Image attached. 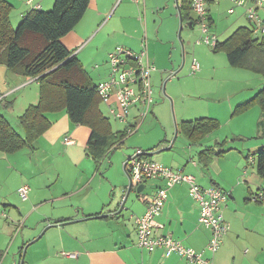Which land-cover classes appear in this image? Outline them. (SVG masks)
<instances>
[{"label": "crops", "instance_id": "1", "mask_svg": "<svg viewBox=\"0 0 264 264\" xmlns=\"http://www.w3.org/2000/svg\"><path fill=\"white\" fill-rule=\"evenodd\" d=\"M8 1L13 5L10 17L13 27L29 10L49 9L55 2L34 0L29 4L27 0ZM122 1L90 0L83 18L62 38L63 43L69 50L74 51L89 76L98 84L108 77L109 53L117 45L140 50L144 36L147 35L149 55L156 66L152 72L153 85L155 74L162 75L168 71L169 60L162 46L171 42L172 35L177 31L179 35L181 5L184 0L176 1L177 25L174 26L173 23L170 27H165L163 34L160 30H149L147 26L148 15L154 14L153 5H160L162 0H132L136 5L126 2L117 11L116 8ZM37 5L39 7H35ZM222 5L233 17L229 19V27L225 30L227 36L222 41L218 36L219 42L227 40L240 27L252 28L246 8L236 6L230 0L209 5V15L214 25ZM129 6L133 9L130 10ZM233 8L234 11L229 12ZM191 17H196L193 10ZM184 24L190 28L195 27L190 22H183L182 30ZM253 37L264 39V35L255 33ZM162 39L167 42L163 44ZM91 59H99L101 62H96V66ZM215 81L218 85L210 91V97L223 102L217 105H223L225 115H231L238 105L252 99L264 87V80L257 86L247 76L242 75L218 77ZM39 100L40 82L36 78L22 76L0 65V115L22 137L26 134L20 116L27 108L38 104ZM156 102L154 97V103ZM97 107L98 114L101 112L104 117L109 118L114 133L125 131L126 125L122 130L113 129L109 117L111 115L104 102L100 100ZM254 109L253 106L239 114L244 120L240 130H233L225 136L219 133L223 127L218 119L221 112L217 109L214 114L203 117L218 119L219 128L198 141H192L182 132L181 124L187 120L185 119L175 124L178 134L170 149L165 148L169 147L173 139L154 141L149 140L146 134L135 143L136 149H165L149 157L183 169L184 172L192 174L202 186L216 185L228 192L223 203V212L230 224V230L223 237L221 248L216 253L208 250L211 231L200 222V207L190 196L187 183L168 188L167 200L157 217L162 224L161 233L180 239L185 245L201 252L213 264H264V200L256 199V194L264 187V179L257 173L255 162L251 161L256 152L264 149V126L260 123L263 118L262 109L258 111L255 124L248 123L246 116L249 112L257 111ZM152 113L153 111L150 115ZM137 114L138 108L134 105L130 122H134ZM45 115L49 127L34 141L13 152L0 150V264H21L23 257V264H195L177 254L167 256L162 249L147 251L138 245L135 218L146 211L157 188L164 185L162 179L144 180L134 185L125 208L120 212L130 176L125 164L126 174L122 177H109L110 172L106 177H99L98 173L108 159L114 158L120 164L127 161V156L132 153L131 148L114 151L123 148L130 135L123 144L114 146L98 162L88 153L92 130L90 125L73 123L64 106L47 110ZM19 126L23 132H20ZM246 131H254L252 138H247ZM181 135L184 139L181 137L177 144ZM67 137L72 141L66 142ZM44 165L48 171L47 179L44 184L38 185V172ZM69 169H74L71 177L67 176ZM60 180H63L62 190L49 192V195L41 193L40 188L49 187ZM96 180L98 182L93 186ZM24 183H29L32 188L29 198L22 200L24 203L18 206L14 203L17 194L19 195L18 188ZM29 223L35 226L23 230ZM45 236V242L38 245L26 260L29 252L27 248Z\"/></svg>", "mask_w": 264, "mask_h": 264}, {"label": "trees", "instance_id": "2", "mask_svg": "<svg viewBox=\"0 0 264 264\" xmlns=\"http://www.w3.org/2000/svg\"><path fill=\"white\" fill-rule=\"evenodd\" d=\"M89 3L90 0H55L50 10H29L15 29L10 18L13 5L8 0H0V65L40 82L39 103L27 108L20 116L25 137L0 115V150L13 152L34 141L49 127L45 111L62 106L73 123L91 126L88 153L98 162L129 136L126 129L114 133L109 118L101 112L98 114L101 98L97 84L62 40L83 18ZM191 10V0H184L182 21L190 22L194 27L196 17H191ZM210 20L213 25L212 18ZM253 34L252 28L240 27L213 50L224 52L231 66L264 75V39L253 37ZM255 105L262 109L260 123L264 126V87L252 99L238 105L233 113L241 114ZM219 126L218 119L202 117L183 121L181 129L192 141H198ZM145 151V156L149 157L151 150ZM254 157L257 173L264 179V149L256 152ZM261 189L264 192V188ZM259 191L256 194L258 200Z\"/></svg>", "mask_w": 264, "mask_h": 264}, {"label": "built area", "instance_id": "3", "mask_svg": "<svg viewBox=\"0 0 264 264\" xmlns=\"http://www.w3.org/2000/svg\"><path fill=\"white\" fill-rule=\"evenodd\" d=\"M34 0H27L29 4ZM138 2L139 0H135ZM222 0H191L192 10L196 13L195 24L201 30V37L197 43L204 42L215 48L219 43L218 35L212 32L208 7L212 3ZM236 6H244L246 15L252 24L255 34L264 35V0H230ZM39 7V5L35 6ZM230 9L229 12H233ZM110 67L107 79L97 84V92L114 119L126 124L129 135L137 132L142 122L150 115L154 105V89L152 85V72L156 69L151 61L147 35L144 36L143 46L140 50H133L124 45H117L108 55ZM98 66V65H96ZM201 64L193 58L190 64L191 73L200 71ZM171 75L173 72L170 73ZM137 106L138 114L134 122H130L133 106ZM71 142L70 138L65 139ZM145 150L136 149L125 162V167L130 174L134 185L146 179L160 178L164 185L157 188L149 202L146 211L135 218L138 245L147 251L162 249L165 255L177 254L191 263L213 264L196 249L185 245L180 239L171 234L161 233L162 224L157 220L167 200L169 187L176 184L187 183L190 196L199 204L201 223L211 231L208 250L216 253L222 245L223 237L229 232L230 224L225 219L223 203L228 197V192L216 185L202 186L195 177L184 172L183 169L174 168L145 156ZM255 162V157H251ZM264 188V187H263ZM31 191L28 183L18 188L22 200H27ZM260 199H264L261 189ZM257 199V198H256ZM64 254H69L64 252Z\"/></svg>", "mask_w": 264, "mask_h": 264}, {"label": "rangeland", "instance_id": "4", "mask_svg": "<svg viewBox=\"0 0 264 264\" xmlns=\"http://www.w3.org/2000/svg\"><path fill=\"white\" fill-rule=\"evenodd\" d=\"M126 2L136 5L132 0H123L120 5L117 6L116 10L118 11V9L123 7L124 3ZM53 5L49 9L44 10L52 9ZM148 8L150 10V5H148ZM129 9L131 10L133 7L129 6ZM152 11L154 14L152 16L148 15L147 17V26L149 30H160V32L163 34L165 27H170L173 23L174 26L177 25V20L175 18H178L176 0H162L160 5H153ZM232 17L233 15H229L227 10L224 8V5H222L219 13L215 17V25L213 24L211 29L212 32H215L219 36L220 41L224 40L227 36L225 35V30L228 29L229 19ZM20 22L15 25V29L19 26ZM172 36L173 40L171 42H167L166 40L162 39L163 44L167 42L164 46H162V49L164 50L166 58L169 60V68L168 71L164 72L162 75L155 74L153 77V89L155 91L154 97L157 100V102L153 105V113L142 122L137 132L131 134L128 137L126 140V145L123 148L116 149L114 152L131 148L130 152L133 153V151L137 148L135 143H137L140 138H144L145 134L148 136L149 140L155 141L163 140L165 138L172 140L174 139L173 137H175V124H179L185 119L189 120L203 116H209V114H214V112L218 111L217 109H220L221 112L218 119L222 122L223 129L219 131L222 136L231 134L233 130H240V125L244 122L243 118L239 117V114H234V110L232 111L231 115H227V113L226 115L223 114V105H217L218 103L223 104V102L218 101L216 98H211L210 96L212 95H210V91L218 85V83L215 81L218 77L236 75L247 76V78L252 83L260 86L261 81L264 80V76L254 73L250 70L235 68L229 64L227 56L224 52H215L211 46L204 42L197 43V40L201 37V30L198 25H195L194 28H190L187 24H184L181 37H179L178 31ZM193 58H196L201 64L200 71L196 73H191L190 70V64ZM91 60H94L93 64L96 62H101L99 59ZM171 72H173L172 75L170 74ZM165 83L166 85L164 92L163 86ZM254 107V110L257 111L249 112L246 116L248 118V123L255 124L257 116H259L258 111L261 109L260 106L259 108L257 105ZM106 113L107 112H105V114ZM109 117L111 118L113 129L115 131L122 130L125 127L126 124L114 119L111 116ZM224 117L226 118L223 119ZM227 119L228 121L226 122L225 120ZM229 122H231V124H228ZM19 130L20 132H23L20 126ZM246 132H248L247 138H252L251 136H253L252 134L254 131ZM181 137L184 139V136L181 135L177 141V144H179ZM236 143L241 142L236 141ZM132 153H130L128 156H130ZM124 164V162L121 164L115 162L114 158L108 159L102 166V169L98 175L99 177H106V174L110 172L108 175L109 177L114 179L120 178L124 173L126 174ZM38 173V185H42L46 181L48 175L45 165L44 167H40V171ZM73 173L74 169H69L67 176L71 177ZM97 182L98 180L94 181L93 186H95ZM62 183L63 180H60L59 182L52 183L49 185V187L40 188L41 193L49 195V192H58L63 189ZM16 198L17 200L14 204L19 206V204L22 205L24 203L22 202L20 195L17 194ZM32 226H35V224L31 225L29 223L23 227V230L30 229ZM19 235V246H21V232ZM45 240L46 236L27 248V252H29L26 256V260L29 258L30 253L36 249L38 245L45 242Z\"/></svg>", "mask_w": 264, "mask_h": 264}, {"label": "water", "instance_id": "5", "mask_svg": "<svg viewBox=\"0 0 264 264\" xmlns=\"http://www.w3.org/2000/svg\"><path fill=\"white\" fill-rule=\"evenodd\" d=\"M176 1H178V0H176ZM182 24H183V21H182V18H181V24H180V29H179V37H181ZM165 85H166V83H165L164 86H163V90H164V92H165ZM172 104H173V102H172ZM177 134H178V128L176 127L175 137H174V139L172 140V142H171V144L169 145V147H167V148H165V149H170V148L173 146V143H174V141H175V139H176V137H177ZM165 149H159V150H156V151H150V152H148V153H149V155H154V154H157V153L162 152V151L165 150ZM133 187H134V183H133V181H132L131 176H129L128 190H127V194H126V196L124 197V199H123V201H122V203H121V206H120V209H119L120 212L125 208V206H126V202H127V200H128L129 193L131 192V190H132ZM138 191H140V189H138ZM126 209H128V207H126ZM43 232H44V231H43ZM43 232H42V233H43ZM42 233H41V234H42ZM38 238H39V237H38ZM26 248H27V246L25 247V251H26ZM23 259H24V257L22 258V262H21V264H23V261H24Z\"/></svg>", "mask_w": 264, "mask_h": 264}]
</instances>
